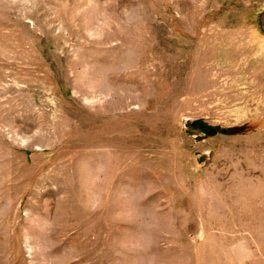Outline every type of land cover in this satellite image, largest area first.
Returning a JSON list of instances; mask_svg holds the SVG:
<instances>
[{
  "label": "rangeland",
  "instance_id": "obj_1",
  "mask_svg": "<svg viewBox=\"0 0 264 264\" xmlns=\"http://www.w3.org/2000/svg\"><path fill=\"white\" fill-rule=\"evenodd\" d=\"M0 264H264V0H0Z\"/></svg>",
  "mask_w": 264,
  "mask_h": 264
}]
</instances>
